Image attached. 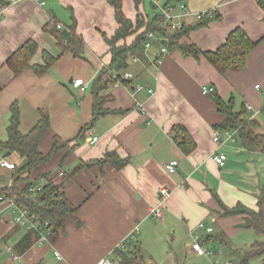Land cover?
<instances>
[{
  "label": "crops",
  "instance_id": "1",
  "mask_svg": "<svg viewBox=\"0 0 264 264\" xmlns=\"http://www.w3.org/2000/svg\"><path fill=\"white\" fill-rule=\"evenodd\" d=\"M7 1V10L0 19V143L6 142L9 107L15 104L19 109L20 134L31 131L42 114L46 115L49 129L38 143L41 153H48L55 137L60 141L61 147L50 165L38 167L31 173V180L38 173L68 174L86 165L67 181L63 190L77 209L76 220L67 221L50 241L33 240L25 251H15L29 231L14 224L15 213H10L6 203L0 205V264H99L103 258L119 264L116 250L135 229L137 233L131 241L139 242L142 253L151 255L146 260L143 254L146 263L152 260L154 264H175L169 254L157 259L154 253L166 244H170V249L183 246L187 259L200 260L204 256L190 249V237L200 223L213 229L204 237L205 248L214 243L232 245L233 235L240 232L241 217L223 216V208H233L237 203L257 208L256 194L264 185V152L245 150L237 131L230 130L234 141H226L220 147L226 155L225 166L219 168L212 161L217 149L212 134L225 118L217 110L213 96L224 101L233 98L234 110H244L247 119H256L264 134V11L258 3L160 0L161 4L185 3L192 13L214 11L215 20L191 30L180 40L181 44L194 45L202 52L216 51L237 28L254 42H261L247 56L242 71L225 75L214 71L203 56L196 60L177 49L161 55L156 43L140 59L130 57L127 71L133 79L118 87L111 84L104 103L110 113L99 117L85 131L78 146L68 152L82 128L92 121L90 86L112 60L104 37H113L118 29L113 7L106 0ZM120 2L121 12L133 24L137 18L144 24L152 18L145 12L146 0L138 8L133 0ZM194 22V16L187 19V24ZM55 24L61 26L56 33L62 36L74 24L84 45L79 58L71 53L61 54L52 34ZM139 32L118 45L131 44ZM28 41L37 46L31 66L44 64V57L53 63L42 75L27 68L14 77L6 60ZM80 78L87 83L84 92L71 87V82ZM136 85L144 89L136 91ZM205 86L214 88V95L204 94ZM176 126L182 127L194 144L188 155L179 147L183 137L179 140ZM93 138L97 140L91 144ZM113 151L121 158L129 157L126 167L116 171L108 162L97 166L99 159ZM2 159L16 167L24 160L17 153L0 148ZM174 160L178 163L176 171L169 174L165 163ZM54 178L59 183L60 178ZM13 181L11 171L0 166V187ZM162 188L170 196L163 203L161 219L153 220L150 209L158 203ZM9 247L16 259L6 253ZM55 252L61 259H56Z\"/></svg>",
  "mask_w": 264,
  "mask_h": 264
},
{
  "label": "trees",
  "instance_id": "2",
  "mask_svg": "<svg viewBox=\"0 0 264 264\" xmlns=\"http://www.w3.org/2000/svg\"><path fill=\"white\" fill-rule=\"evenodd\" d=\"M113 7L115 20L118 29L113 37L107 39L104 37L105 43L110 46L111 62L109 65L102 68L90 86L92 91V121L84 126L78 137L74 139L75 144L69 149L77 147L83 139V134L89 129L99 117L110 113L104 108V103L108 100L105 96L108 88L115 83L116 80H122L121 77L127 71L130 64V57L141 58L145 51V43L149 41L147 35L153 34L166 39L167 50H179L184 56H191L199 60L203 56L212 66L214 71L221 75L227 73L239 72L245 67L247 56L261 42H254L249 39L247 34L240 28H237L226 37L223 45L216 51H199L194 45L181 44L180 40L191 31L202 26H207L213 18H202L200 21L194 22L192 25L186 24L181 30L168 32L159 25V18L156 14L152 18H147V23L144 24L142 19H136L133 24L124 13L121 12L120 0H106ZM142 0H133L135 8ZM7 0H0L1 6H7ZM258 5L264 11V0H259ZM151 10L154 11L153 5L150 3ZM264 22V17H263ZM53 26V25H52ZM144 28V29H143ZM143 29L141 32H139ZM52 34L56 38V44L61 48V54L71 53L75 58H79L83 53L84 45L80 36L74 30V24L68 27L66 35H58L56 24L52 27ZM59 31V30H58ZM131 44L124 43L118 45L120 41L134 33H138ZM66 39V41H64ZM264 39V37H263ZM262 39V40H263ZM164 44V42H162ZM159 46V45H157ZM37 46L28 41L24 43L17 52L6 60L7 65L11 68L13 76L16 77L25 69L30 68L36 75H42L52 65L53 61L44 57L45 62L42 65H30V60L34 57ZM214 95V94H213ZM217 110L224 116V120L216 128L217 130L237 131L241 146L247 151H262L264 152V134L261 133V125L256 119H247L244 110H234V100L229 98L223 99L213 96ZM9 125L7 127L6 142L0 143V148L5 152L17 153L23 160L22 165L15 167L11 171V178L14 181L7 187H0V197L12 199L19 207H26L30 214L37 215L41 225L48 222L50 228L49 241L52 240L60 229H63L67 221L76 220V207L68 201L64 195V185L67 181L77 174L86 165H80L77 169L70 173L59 172L51 176V173H38L33 180L30 179L31 173L36 171L38 167L45 166L52 162L56 154H58L60 141L55 137L52 146L48 153L44 154L38 150V143L42 136L49 129V122L46 115L41 116L36 126L26 134H20L19 127V109L15 104L10 107ZM264 115V108L262 110ZM180 141L179 147L184 154H189L193 149V142L187 132L176 126L175 129ZM68 144V143H67ZM67 144H62L66 147ZM62 147V148H63ZM103 162H108L116 171L126 167L129 162L128 158H121L115 151L108 152L103 159H99L96 164L101 165ZM27 176L22 177V174ZM60 173L62 175H60ZM58 176L59 183L54 182V177ZM40 186L38 192L32 194L30 189ZM256 209H250L237 203L233 208H223V216L241 217L239 227L254 231L258 235L264 236V192L256 194ZM38 234L34 231L27 232L24 237L17 243L15 251L21 252L27 249L33 240H37ZM2 240H0V243ZM243 257L240 258L237 264H249L254 257H263L260 264H264V241L255 242L249 251H243ZM20 253V252H19ZM116 255L120 257L119 264H154L152 260L144 261L139 242L131 241L129 244H124L116 250Z\"/></svg>",
  "mask_w": 264,
  "mask_h": 264
},
{
  "label": "built area",
  "instance_id": "3",
  "mask_svg": "<svg viewBox=\"0 0 264 264\" xmlns=\"http://www.w3.org/2000/svg\"><path fill=\"white\" fill-rule=\"evenodd\" d=\"M257 3L259 0H255ZM151 3L154 7V11L156 12V15L159 18V25L163 27L165 30L170 32H175L177 30H181L185 27L187 24V19L194 16L195 22L200 21L202 18H213L214 11L213 10H206L200 13H192L191 10L187 7V5L184 3H160V0H151ZM44 5V3H41ZM7 6H1L0 8V19L2 18V14L7 10ZM57 29H60L61 26L57 25ZM147 38L149 41L145 43V51L148 50L153 44L159 45V51L161 55L167 54L168 50L166 47V39L161 38L160 36L148 34ZM164 42V44H162ZM157 63H160V60L158 59ZM122 80H116L113 84V87H118L119 85H122L123 83H126L127 81H131L133 79V74L125 71L123 73ZM71 87L75 90H79L81 92L86 91L87 83L82 79H74L71 82ZM136 91H141L144 89L142 86L136 85L134 86ZM149 94L152 93L151 89H146ZM215 92L214 88L212 87H203V93L207 95H213ZM250 107L246 108L248 110ZM222 133L225 136L224 139H222ZM97 138H93L91 141V144H93ZM226 141L233 142L234 141V134L231 133L229 130H223L218 131L214 130L212 134V142L217 147L215 152L212 155V161L215 162V164L222 168L226 164V155L224 152L220 151V147H222L223 143ZM178 163L174 161H170L165 163V170L169 174H174L176 171ZM0 166L4 170L12 171L17 166L15 163H12L8 160L2 159L0 161ZM60 175H62L60 173ZM40 189V186H36L31 188L29 191L30 193L34 194L38 192ZM159 194V200L158 203L153 206L150 209V217L151 219H161L163 216V203L165 200H167L170 196L169 192L162 188L158 192ZM6 203L10 207V213L14 215L13 222L16 225H19L21 227H24L28 229V231H34L38 234L37 242L40 243L41 241H46L50 236V228H48V222H44L42 225L38 219L37 215L30 214L28 209L26 207H19L14 200L12 199H5L3 197H0V205ZM213 229L210 226L205 227L203 223H200L196 226L195 231L192 233L190 239H192V242L190 244L191 252H194L198 255L204 256L206 258L211 257L210 264H232L230 261H221L219 258H217L214 254L210 253L207 248L204 247V237H207V235H210L212 233ZM137 233V229H135L131 235L123 240V243L121 244V247L125 244H129L131 242V239L133 238L134 234ZM6 253L13 254V258L16 259V255H14V252L11 247L6 248ZM54 256L56 259H61L59 254L57 252L54 253ZM99 264H118V262H111L107 258L101 259Z\"/></svg>",
  "mask_w": 264,
  "mask_h": 264
},
{
  "label": "rangeland",
  "instance_id": "4",
  "mask_svg": "<svg viewBox=\"0 0 264 264\" xmlns=\"http://www.w3.org/2000/svg\"><path fill=\"white\" fill-rule=\"evenodd\" d=\"M150 2L146 0L145 5V12L148 13L151 17L156 14L155 11L151 10L150 8ZM263 115V114H262ZM263 122H264V116ZM262 129L264 130V123ZM47 165H50L47 164ZM46 166V165H45ZM256 176V175H255ZM257 177V176H256ZM258 178V177H257ZM264 192V185L259 187L258 195L260 193ZM237 228L234 229V233L236 232ZM233 241L232 245H230L229 242L223 245H219L214 243V245L210 244L208 247V250L210 253L214 254L217 258H219L221 261H230L232 264H237L240 258L243 257V251H249L251 246L255 242H262L264 241V236L258 235L254 233V231L248 230V229H242L240 228V232L233 235ZM170 244L163 245L162 248L158 251H155V255L158 258L161 257V259L166 256V254H169L171 257V260H175V264H209V261H211V257L205 258L202 257L200 260H197L195 258H186V255L184 254L183 246L175 245L173 249H170ZM224 250L222 253L221 250ZM146 260H148L149 255L146 252H143ZM177 255V256H176ZM263 257H254L253 260L250 261L249 264H260Z\"/></svg>",
  "mask_w": 264,
  "mask_h": 264
},
{
  "label": "water",
  "instance_id": "5",
  "mask_svg": "<svg viewBox=\"0 0 264 264\" xmlns=\"http://www.w3.org/2000/svg\"><path fill=\"white\" fill-rule=\"evenodd\" d=\"M8 154V153H7Z\"/></svg>",
  "mask_w": 264,
  "mask_h": 264
}]
</instances>
